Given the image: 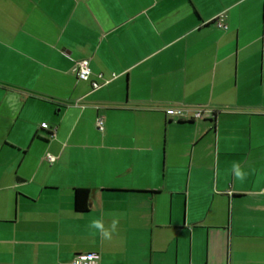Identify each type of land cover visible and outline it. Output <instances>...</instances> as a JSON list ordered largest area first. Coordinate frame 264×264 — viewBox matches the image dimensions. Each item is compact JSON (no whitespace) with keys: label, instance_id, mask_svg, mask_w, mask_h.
I'll return each instance as SVG.
<instances>
[{"label":"crops","instance_id":"crops-1","mask_svg":"<svg viewBox=\"0 0 264 264\" xmlns=\"http://www.w3.org/2000/svg\"><path fill=\"white\" fill-rule=\"evenodd\" d=\"M88 252L264 264V0H0V264Z\"/></svg>","mask_w":264,"mask_h":264},{"label":"built area","instance_id":"built-area-1","mask_svg":"<svg viewBox=\"0 0 264 264\" xmlns=\"http://www.w3.org/2000/svg\"><path fill=\"white\" fill-rule=\"evenodd\" d=\"M219 26H222L221 24H219ZM225 27V26H224ZM76 77L78 79H88L91 75V69L89 67L88 61L86 59H82L76 62ZM101 75H98L97 79H100ZM91 85L93 88H98L100 87L101 83L97 80H92ZM168 115H176L179 118H182L184 116H186L187 112L184 109H179V108H168L166 110ZM203 116V110L198 109L195 110V112L192 114V118L196 119V118H201ZM97 126L99 129L103 128L102 125V119L101 118H97ZM41 127L43 128H47V124L43 123L41 124ZM46 160L49 162L54 161V157L51 156L50 154H46L45 156ZM98 260H97V254L94 252H88V253H79L77 254L74 259L67 263V264H97Z\"/></svg>","mask_w":264,"mask_h":264},{"label":"clouds","instance_id":"clouds-1","mask_svg":"<svg viewBox=\"0 0 264 264\" xmlns=\"http://www.w3.org/2000/svg\"><path fill=\"white\" fill-rule=\"evenodd\" d=\"M232 167H233L234 177L237 180L243 182L247 174L241 169L238 163H233ZM118 224H119V219H113L111 221L110 226L106 228L102 220L93 219L90 222L89 227L98 230L104 239H111L112 233H114L117 230Z\"/></svg>","mask_w":264,"mask_h":264},{"label":"trees","instance_id":"trees-1","mask_svg":"<svg viewBox=\"0 0 264 264\" xmlns=\"http://www.w3.org/2000/svg\"><path fill=\"white\" fill-rule=\"evenodd\" d=\"M90 191L86 188L74 189V209L78 212H84L88 210V200Z\"/></svg>","mask_w":264,"mask_h":264}]
</instances>
